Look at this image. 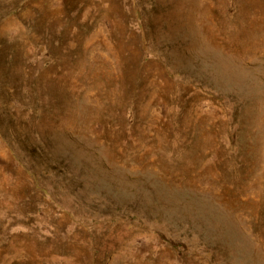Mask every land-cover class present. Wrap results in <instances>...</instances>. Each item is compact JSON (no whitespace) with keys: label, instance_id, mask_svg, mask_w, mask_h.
I'll return each mask as SVG.
<instances>
[{"label":"rangeland","instance_id":"obj_1","mask_svg":"<svg viewBox=\"0 0 264 264\" xmlns=\"http://www.w3.org/2000/svg\"><path fill=\"white\" fill-rule=\"evenodd\" d=\"M263 192L264 0H0V264H264Z\"/></svg>","mask_w":264,"mask_h":264},{"label":"trees","instance_id":"obj_2","mask_svg":"<svg viewBox=\"0 0 264 264\" xmlns=\"http://www.w3.org/2000/svg\"><path fill=\"white\" fill-rule=\"evenodd\" d=\"M51 59L54 58L53 56L50 57ZM51 64V63H49ZM55 65L54 63L49 65L52 66ZM258 226L264 230V192H263V197L261 200V206H260V210H259V217H258V222H257Z\"/></svg>","mask_w":264,"mask_h":264}]
</instances>
